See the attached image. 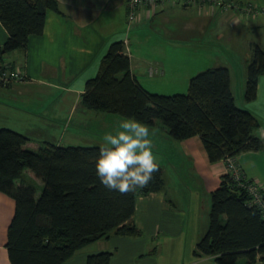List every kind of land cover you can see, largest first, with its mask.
<instances>
[{
  "label": "trees",
  "instance_id": "trees-1",
  "mask_svg": "<svg viewBox=\"0 0 264 264\" xmlns=\"http://www.w3.org/2000/svg\"><path fill=\"white\" fill-rule=\"evenodd\" d=\"M234 4L233 13L234 6L243 3ZM191 5L223 10L197 2L183 6ZM48 10L59 13L57 1L0 0V22L9 35L0 45V69L6 68L2 65L6 54L25 48L30 36L42 34ZM124 50L122 40L109 45L97 74L85 82L84 109L123 118L135 116L148 126L160 122L175 141L198 136L210 163L263 148L255 134L260 121L236 105L226 67L198 72L189 79L186 93L160 95L141 86ZM262 74L264 49L255 44L246 66V102L256 99ZM27 141L15 130L0 128V193L15 203L6 242L11 264H62L86 245L111 234L141 235L133 221L136 199L163 188L159 163L147 187L122 195L106 189L95 174L99 146L46 143L33 151L25 148ZM210 197L208 226L194 254L212 256L217 264L264 261V218L250 204L248 193L225 173ZM111 255L108 251L89 255L86 264H110Z\"/></svg>",
  "mask_w": 264,
  "mask_h": 264
},
{
  "label": "crops",
  "instance_id": "crops-1",
  "mask_svg": "<svg viewBox=\"0 0 264 264\" xmlns=\"http://www.w3.org/2000/svg\"><path fill=\"white\" fill-rule=\"evenodd\" d=\"M55 1L59 13L46 12L42 34L30 36L25 48L4 57L2 65L18 69L22 79L0 83V128L25 135L28 138L25 148L33 151L46 143L63 145L60 132L62 128H69L77 114L86 115L87 120L88 115H92L95 120L88 121L89 126L104 132L110 127L109 115L84 109L80 88L97 74L109 45L125 40L124 51L136 78L139 75L133 67L145 62L146 75L140 76L142 78L154 75L155 67L163 68L161 74L165 76V68L179 63L195 68L196 73L209 67L228 69L235 103L256 115L260 126L255 134L263 142L262 149L242 152L235 159L245 176L258 184L264 194V74L258 79L256 99L246 102L243 97L246 66L252 59V48L256 44L264 49V0L246 1L256 2L263 9L258 18L251 20L238 18L233 11L209 6L161 5L140 8L132 25L127 23L128 0ZM243 1L235 2L242 4ZM8 37L0 22V45ZM218 45H221V53L216 49ZM209 48L211 51L206 50ZM148 53L152 55L151 61L145 57ZM239 56L245 72L240 71L237 77L233 60ZM73 124L88 125L81 119ZM32 132L42 134L38 142ZM164 135L166 152L155 148L154 154L160 165L162 162L173 164V170L169 169L173 178L168 184L167 170L163 169V188L137 197L133 221L141 235L111 234L86 245L62 264H86L89 255L104 251L112 254L110 264H158L156 259L148 257L150 253L160 244H172V241L160 242V238L178 235L182 221L190 217L193 207L197 212L202 210L204 215L209 213L210 194L219 187L221 176L227 172L226 162L210 163L198 136L175 141L167 131ZM70 142L66 144L71 146ZM26 175L34 178L29 171ZM200 193H206V202L202 201ZM14 209V200L0 193V264H11L6 242ZM198 258L191 259L189 264H217L212 256ZM241 264H264V261H242Z\"/></svg>",
  "mask_w": 264,
  "mask_h": 264
},
{
  "label": "rangeland",
  "instance_id": "rangeland-1",
  "mask_svg": "<svg viewBox=\"0 0 264 264\" xmlns=\"http://www.w3.org/2000/svg\"><path fill=\"white\" fill-rule=\"evenodd\" d=\"M236 0H232V4L236 3ZM247 0L243 1V4L246 3ZM228 3H230V0H227ZM259 5L256 2H251ZM236 10V9H235ZM263 11V9H262ZM235 14H237L238 18H242L243 20H251V19H256L258 17H245L242 14L238 13L235 11ZM251 18V19H250ZM124 44H126L125 40H123ZM219 53L222 52L221 50V45H218L216 47ZM211 51V49H206ZM132 55H136V53L133 51ZM145 57H147V61H151L152 55L150 53L146 54ZM233 69L235 70L237 77H239V72L243 71L245 72V67L240 64V56L237 57L236 59L233 60ZM135 63H138L135 61ZM147 63H141V65H137L135 69V73L139 75L137 78L140 81V83L151 93H157V94H163V95H173V94H179V93H186L187 88H188V82L189 79L192 75L197 74L194 72L195 68L188 67L184 64H177L175 66H172L171 68H165V71L167 72L165 76H163L162 69H157L156 67L153 70V74L151 76L147 77H140V76H145V69H146ZM11 69V70H10ZM6 66V70L10 71H15L18 69L10 68ZM94 77V76H93ZM2 83V82H0ZM4 84V83H3ZM236 90L239 92L240 90V85H236ZM109 115V118L111 119L110 121V127L106 129L104 132H99L96 130V128H92L89 126V122L91 120H95V117L92 115H88V120L86 115L81 116V115H76L73 119V123L75 122H80V119L87 122V126H76L73 123L69 125V128H62L60 132V136L62 137V144L63 146H68L66 143L67 141H71L70 144L71 146H100L102 143V137L106 132H112L116 129L118 123L124 119L123 117L114 114V113H106ZM66 127V126H65ZM150 129H156L157 134L151 139L153 140L154 148L153 152H155V148L158 149L160 152H166V144L167 141L165 139L164 132L167 131L166 128L161 125L160 122H157L156 125L154 126H148ZM34 132H32L33 134ZM36 138L39 141L40 137H42L41 133H34ZM33 134V135H34ZM73 136V139L70 140V138ZM155 155V154H154ZM157 161L159 162V159L157 158ZM172 162V160H170ZM162 169L167 170L166 172V181L168 184L170 183L171 179L173 178L172 173L170 170H173V164H167L165 162H162L161 164ZM226 171H228V164L226 162ZM170 179V180H169ZM199 196H202V201L206 202L207 197L206 193H200ZM210 198V197H209ZM211 207V206H210ZM209 207V210H210ZM208 215H204L203 211L201 210L200 212H197L194 210V207L192 208V213L190 217L185 218L182 223V228L179 231L178 235L174 236H164L163 238H160V242L165 240V241H172V244L168 246H164L160 244L159 246H156V250L152 251L150 255L148 256L149 258L156 259L158 264H189L190 260H196L199 259V256H196L194 254L195 246L196 243L201 238L204 233L206 232L207 226H208ZM175 220V219H174ZM205 224L202 225V222ZM158 236V234H157ZM144 238V235L141 237ZM157 239V237H156Z\"/></svg>",
  "mask_w": 264,
  "mask_h": 264
},
{
  "label": "clouds",
  "instance_id": "clouds-1",
  "mask_svg": "<svg viewBox=\"0 0 264 264\" xmlns=\"http://www.w3.org/2000/svg\"><path fill=\"white\" fill-rule=\"evenodd\" d=\"M80 91L83 94V86ZM156 134V129L135 116L122 119L114 131L106 132L95 158L100 183L122 195L147 187L159 171L151 139Z\"/></svg>",
  "mask_w": 264,
  "mask_h": 264
},
{
  "label": "built area",
  "instance_id": "built-area-1",
  "mask_svg": "<svg viewBox=\"0 0 264 264\" xmlns=\"http://www.w3.org/2000/svg\"><path fill=\"white\" fill-rule=\"evenodd\" d=\"M197 2L200 5L209 4L210 6H220L224 11H230L233 7L232 2L222 0H128L127 1V23L132 25L137 20V13L140 8H153L161 5H185ZM236 11L245 17H258L262 13V8L255 3L246 2L242 6H234ZM10 69V68H9ZM11 70V69H10ZM6 68L0 69V82L7 83L11 80H21L22 75L19 70L10 71ZM225 162L228 164V171L238 186L250 196V204L257 207L264 218V194L254 181L248 179L243 173L235 157L228 158Z\"/></svg>",
  "mask_w": 264,
  "mask_h": 264
}]
</instances>
